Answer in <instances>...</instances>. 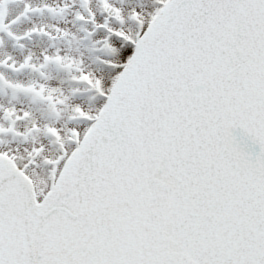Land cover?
Masks as SVG:
<instances>
[{
    "label": "snow or ice",
    "instance_id": "obj_1",
    "mask_svg": "<svg viewBox=\"0 0 264 264\" xmlns=\"http://www.w3.org/2000/svg\"><path fill=\"white\" fill-rule=\"evenodd\" d=\"M0 264H264V0H0Z\"/></svg>",
    "mask_w": 264,
    "mask_h": 264
}]
</instances>
